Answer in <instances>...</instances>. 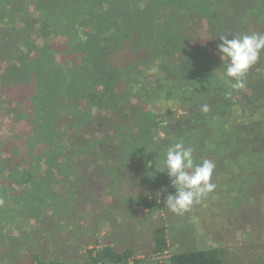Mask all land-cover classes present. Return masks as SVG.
Here are the masks:
<instances>
[{
  "label": "trees",
  "instance_id": "16d2710c",
  "mask_svg": "<svg viewBox=\"0 0 264 264\" xmlns=\"http://www.w3.org/2000/svg\"><path fill=\"white\" fill-rule=\"evenodd\" d=\"M253 32L264 33V0H0V120H26L10 136L0 134V224L9 219L20 231L24 216L50 234L46 224L55 232L60 217L75 223L84 213L93 231L82 242L95 234L98 243L113 202L89 211L90 175L116 169L118 184L138 186L148 207L162 209L155 185L172 184L155 161L175 142L215 163V196L226 192L240 214L255 204L263 220L264 52L245 87L235 89L218 51L220 35ZM150 236L144 259L166 254L164 220ZM97 247L71 264H129L133 254ZM200 247L171 252L165 264H227L225 248ZM35 260L7 264H69Z\"/></svg>",
  "mask_w": 264,
  "mask_h": 264
},
{
  "label": "rangeland",
  "instance_id": "374dc122",
  "mask_svg": "<svg viewBox=\"0 0 264 264\" xmlns=\"http://www.w3.org/2000/svg\"><path fill=\"white\" fill-rule=\"evenodd\" d=\"M204 38L207 40L209 37L206 35ZM42 41V39H39L38 44L42 45ZM60 43L62 45V42ZM214 50H217V48ZM152 72L154 73V71ZM153 73H148V75L153 77ZM11 118L5 117V119L0 120V134L4 137L21 130L26 125L24 119L12 120ZM96 136L100 138L101 134L98 133ZM89 158L92 159L91 156ZM116 164L109 163L112 167ZM133 166L137 168L138 164H133ZM119 167L122 168L121 163ZM101 171L98 172L97 170L93 175H90L89 181L94 188L88 189L89 191L93 190V193L90 196H85L86 202L84 201L85 204L93 205L89 209L90 212L100 211L106 199L113 202L112 210L107 212L111 211L108 223L100 224L102 229L97 234L100 238L98 243H94L95 234L89 239L90 244H84L85 241L82 242L81 236L90 234L93 231L92 226L91 229L87 230L88 226L93 224L91 217L89 222L88 214L83 213L85 217H78L75 223L61 221L62 217H60L54 223L55 232L50 229L51 225L49 223L46 224L51 232L50 234L47 230H45L46 232L42 231L44 226L37 220L30 218L26 220L23 216L22 228L18 231L11 227L13 225H10L11 220L8 219V221L2 222L6 223V226L0 224V264L16 263L18 261L32 263L37 258L50 262L60 260L71 264L76 257H87L88 249L95 248V246L102 248L108 244L132 249L133 254L130 256L129 264H165L168 262L167 259L171 252L192 251L200 249V246L225 248L227 264H264V254L261 260L260 255H258L264 251V219L258 220L257 214L261 213L257 212L259 210H257L255 204L250 202L245 204L241 212L246 218L243 220L240 219L239 210L235 211L234 207L227 201L226 192L215 196L213 191L210 193L212 199L207 197L200 204L194 205L190 211L178 215L171 212L164 204V198L176 191L172 185L164 190L162 188L158 189L155 185L156 198L164 206L162 205V209L157 207L152 209L146 205V200L142 197L141 189L138 186L130 188L126 181L118 184L119 178L116 175V169H109V172H107L104 168ZM135 172H137L135 177L140 178L137 169H135ZM213 180L212 182L215 183ZM73 181L74 179H72ZM111 184L113 186H110L108 190H114L115 193L109 197V195H106V185ZM143 192L147 194V200L151 198L149 190H143ZM87 193L89 194V192ZM121 195L126 199L123 200ZM262 203L263 205L260 204V208L263 206V212L264 200ZM228 207L232 208L233 222L228 219L226 211V209L229 210ZM161 219L167 225L169 250L164 255L153 254L150 259H144L146 256L144 251L151 245L150 230L158 225ZM42 221L48 222L46 217ZM11 237L14 240H11ZM9 239L14 241L11 245L12 249H9L10 245H6L10 242Z\"/></svg>",
  "mask_w": 264,
  "mask_h": 264
},
{
  "label": "clouds",
  "instance_id": "9594fccd",
  "mask_svg": "<svg viewBox=\"0 0 264 264\" xmlns=\"http://www.w3.org/2000/svg\"><path fill=\"white\" fill-rule=\"evenodd\" d=\"M218 51L226 63L224 76L231 78L235 89L245 87V77L250 67L256 64L264 52V33L253 32L232 36L220 35ZM201 110L208 112L203 105ZM195 149L183 142L171 143L164 152L163 160L156 159V170L167 171L175 193L164 198V204L173 213L183 215L194 205L204 201L216 184L212 182L215 163L208 159L197 160ZM156 174V173H155ZM159 195V193H158Z\"/></svg>",
  "mask_w": 264,
  "mask_h": 264
},
{
  "label": "crops",
  "instance_id": "0c3cea01",
  "mask_svg": "<svg viewBox=\"0 0 264 264\" xmlns=\"http://www.w3.org/2000/svg\"><path fill=\"white\" fill-rule=\"evenodd\" d=\"M140 248V247H139Z\"/></svg>",
  "mask_w": 264,
  "mask_h": 264
}]
</instances>
